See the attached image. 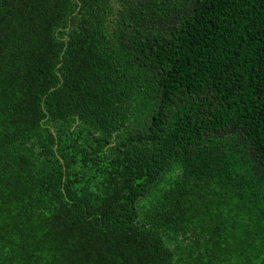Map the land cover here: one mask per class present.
<instances>
[{"label": "trees", "instance_id": "16d2710c", "mask_svg": "<svg viewBox=\"0 0 264 264\" xmlns=\"http://www.w3.org/2000/svg\"><path fill=\"white\" fill-rule=\"evenodd\" d=\"M142 2L0 0V264H264V0Z\"/></svg>", "mask_w": 264, "mask_h": 264}, {"label": "rangeland", "instance_id": "374dc122", "mask_svg": "<svg viewBox=\"0 0 264 264\" xmlns=\"http://www.w3.org/2000/svg\"><path fill=\"white\" fill-rule=\"evenodd\" d=\"M143 2H145V0H143ZM143 2H142V3H143ZM150 17H151V16H150Z\"/></svg>", "mask_w": 264, "mask_h": 264}]
</instances>
